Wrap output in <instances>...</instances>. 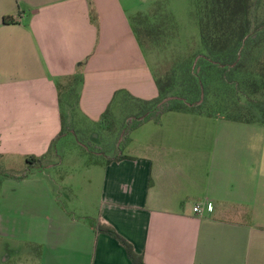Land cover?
I'll return each instance as SVG.
<instances>
[{
  "label": "crops",
  "instance_id": "0c3cea01",
  "mask_svg": "<svg viewBox=\"0 0 264 264\" xmlns=\"http://www.w3.org/2000/svg\"><path fill=\"white\" fill-rule=\"evenodd\" d=\"M129 11L132 0H0L4 162L48 157L62 126L60 94L75 76L76 115L93 123L117 91L157 97ZM122 155L92 165L102 171L90 206H61L44 168L2 180L0 208L26 205L33 215L27 242L38 264H131L89 219L112 226L144 264H264V123L170 111L134 129Z\"/></svg>",
  "mask_w": 264,
  "mask_h": 264
},
{
  "label": "trees",
  "instance_id": "16d2710c",
  "mask_svg": "<svg viewBox=\"0 0 264 264\" xmlns=\"http://www.w3.org/2000/svg\"><path fill=\"white\" fill-rule=\"evenodd\" d=\"M193 3V14L199 26V49L173 61L162 77H154L158 91L156 98L141 100L117 91L97 122L112 129V123L115 125L113 107L120 106L125 116L124 126L120 129L122 143L144 122L159 124L161 116L170 111L215 117L222 114L224 119L233 122L264 123V0H193ZM154 5L157 8L130 18L141 47L146 38L159 34L160 26L155 21L163 6L160 2ZM161 18L169 21L167 15ZM2 22L10 23V19L4 17ZM137 24L141 29L136 27ZM74 80L75 84L70 83L60 94L62 126L58 137L51 141L48 154L55 149L59 137L73 131H68L67 119L75 121L69 115L76 114L78 96L74 94V87L80 81L79 75ZM169 97L172 99L162 103ZM120 145L112 148L111 159L101 163L126 159ZM46 158L45 155L28 157L26 168L19 175L0 171V183L4 179L23 180L32 171L42 169ZM88 223L96 232L114 238L124 248L131 264H144L143 257L112 226L92 219Z\"/></svg>",
  "mask_w": 264,
  "mask_h": 264
},
{
  "label": "rangeland",
  "instance_id": "374dc122",
  "mask_svg": "<svg viewBox=\"0 0 264 264\" xmlns=\"http://www.w3.org/2000/svg\"><path fill=\"white\" fill-rule=\"evenodd\" d=\"M132 1L135 11H129L130 18L137 13H147L157 8L154 5L156 2H160L163 6L162 11L157 13L158 18L155 21L160 26L159 34L146 38L143 47L139 45L154 77H162L165 69L173 61L188 52L199 49V26L193 14V0ZM162 15H167L169 21H164V18H161ZM136 27L141 29L139 24ZM241 101L244 103L243 99ZM113 111L115 125L112 123V129H109L107 125L104 126L103 123L90 122L82 118L80 114L73 116L74 114L70 113L69 116H72L75 121L67 119L68 131L71 129L73 131L60 137L55 144V149L48 154L49 160L44 161V171L52 178V182H48L49 189L56 194V198L64 208L90 206L88 200L98 191L96 176L102 168L92 165H95V161L106 162L111 159L112 148L122 143L120 129L124 126L125 116L120 106L115 105ZM256 114L259 116V111ZM216 117L223 118V115ZM125 142L120 145L122 152ZM87 144L98 148H92V146L89 148ZM99 151L102 153L98 154ZM50 163L53 167L47 169L46 166ZM25 168V160L6 163L0 157V171L19 175ZM35 185L33 189L38 191L45 189L43 183ZM26 189L27 187L21 186L16 191L24 192ZM42 200L45 199L37 201ZM26 207L21 205L18 209L0 208V214H2L0 217V264H38V250L36 246L27 242L35 230L30 225L33 215L27 214Z\"/></svg>",
  "mask_w": 264,
  "mask_h": 264
},
{
  "label": "built area",
  "instance_id": "2783aa9c",
  "mask_svg": "<svg viewBox=\"0 0 264 264\" xmlns=\"http://www.w3.org/2000/svg\"><path fill=\"white\" fill-rule=\"evenodd\" d=\"M195 211L198 213V214H202L203 213V209L198 205L195 207Z\"/></svg>",
  "mask_w": 264,
  "mask_h": 264
},
{
  "label": "water",
  "instance_id": "95a60500",
  "mask_svg": "<svg viewBox=\"0 0 264 264\" xmlns=\"http://www.w3.org/2000/svg\"><path fill=\"white\" fill-rule=\"evenodd\" d=\"M171 99H172V98L169 97V98L165 99L164 101H162V103H165V102H167V101H169V100H171Z\"/></svg>",
  "mask_w": 264,
  "mask_h": 264
}]
</instances>
